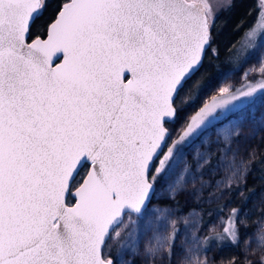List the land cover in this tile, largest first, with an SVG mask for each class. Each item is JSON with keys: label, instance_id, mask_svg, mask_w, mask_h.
Segmentation results:
<instances>
[{"label": "snow or ice", "instance_id": "obj_1", "mask_svg": "<svg viewBox=\"0 0 264 264\" xmlns=\"http://www.w3.org/2000/svg\"><path fill=\"white\" fill-rule=\"evenodd\" d=\"M52 2L0 0V264H117L107 240L129 225L136 234L158 182L175 174L179 145L218 119L205 124L215 108L201 110L168 146L216 13L209 0H56L44 35L29 40ZM261 92L264 82L230 100ZM219 133L226 153L239 130L225 125L217 144ZM190 172L176 174L173 193ZM238 212L225 229L233 245ZM247 245L244 264L257 252L264 264V231ZM163 248L157 237L146 258Z\"/></svg>", "mask_w": 264, "mask_h": 264}, {"label": "rangeland", "instance_id": "obj_2", "mask_svg": "<svg viewBox=\"0 0 264 264\" xmlns=\"http://www.w3.org/2000/svg\"><path fill=\"white\" fill-rule=\"evenodd\" d=\"M225 1L218 5L216 0H209L216 14L222 6L225 7ZM261 2L262 0H257L255 18L240 39L239 46L243 54L240 64L232 71L219 74L197 95L191 94V88L182 93L183 101L189 103L178 113L175 124L169 125L172 136L168 146H171L173 140L180 139L187 125L199 117L201 110L215 108L214 112L205 117V124L212 116H217L218 119L212 120L200 137L191 140V143L186 140L179 145L183 154L176 165L175 174L168 181L161 179L158 182L153 196L154 203L148 206L149 210L137 226L136 234L129 237V233L133 231L132 225L127 229L121 227L118 238L115 231L112 233L105 252L117 264H169V261L171 264H196L197 261L219 264V260L214 258L219 244L237 248L240 262L244 263L246 241L249 251L257 247V237L264 231V219L258 221L251 232L243 230L235 245L230 242L225 229L229 227V217L233 216L234 202L230 200V195L242 182V176L249 166L239 163L241 153L247 147L248 139L258 135L264 126V92L253 98L230 100L232 95L239 96L249 86L264 82V71L261 70L264 68V9L260 8ZM253 31L255 35L250 36ZM223 88L228 91L221 92ZM192 100L194 102H190ZM224 100H230V103L223 104ZM178 106H181L179 101ZM225 125H230L240 133L238 138H233L226 153L222 151L223 133H219L220 141L217 144V133ZM198 160H207L208 163L196 170ZM186 164L190 166L191 172L181 182L183 190L173 193L176 174L183 172ZM239 167L241 168L238 169ZM178 198L182 202L181 208L171 203L159 204L160 201L170 202ZM218 205H223L222 210L208 209L205 213L202 210ZM128 219L125 216V224ZM234 223L236 227V217ZM137 235L139 238L133 245L132 240ZM157 237L164 240L162 254L158 253L155 259L151 256L146 258L149 243L154 245ZM126 242L127 247H122ZM169 244L172 245L171 248ZM230 256L235 257L234 252L231 251ZM259 257L260 253L257 252L250 255L249 259L254 264H259Z\"/></svg>", "mask_w": 264, "mask_h": 264}, {"label": "trees", "instance_id": "obj_3", "mask_svg": "<svg viewBox=\"0 0 264 264\" xmlns=\"http://www.w3.org/2000/svg\"><path fill=\"white\" fill-rule=\"evenodd\" d=\"M212 1V0H211ZM217 4L223 0H216ZM232 3L231 8L226 6ZM224 6L215 15L214 24H212L211 32L213 42L211 47L206 51L202 66L192 79L188 82L191 86V94L197 95L211 80L215 79L222 72L232 71L240 64L243 57L240 49L241 38L255 18L257 11V0H226ZM56 7V0L50 4L44 15L40 17L33 26V31L29 39L35 35H44V28L51 18ZM247 147L241 153V161L246 167L245 174L242 176V182L236 190L230 195V200L234 202V209L239 210L236 216V228L240 236L243 230L251 232L255 224L264 219V126L255 137L248 139ZM239 167L238 169H240ZM87 167L79 171L78 177L73 182H81L85 177ZM259 197V198H257ZM154 203L152 198L151 203ZM173 204L181 208V199L166 202L160 201L161 205ZM222 206L202 208L204 213L208 209L222 210ZM226 244H219L214 258L219 264H228L231 258H235L236 264H244L240 262V255L235 247H226ZM234 252L235 257L230 256V252ZM230 256V257H229ZM111 257V256H110Z\"/></svg>", "mask_w": 264, "mask_h": 264}, {"label": "water", "instance_id": "obj_4", "mask_svg": "<svg viewBox=\"0 0 264 264\" xmlns=\"http://www.w3.org/2000/svg\"><path fill=\"white\" fill-rule=\"evenodd\" d=\"M30 40V39H29ZM205 55H206V52H204L203 53V59H204V57H205ZM203 62V61H202ZM56 63H60V61L58 60V61H56ZM202 66V65H201ZM201 68V67H200ZM84 167H87V171L89 170V166L87 165V164H84V165H82L80 168H79V171L81 170V169H83ZM86 171V172H87ZM78 174H79V172H78ZM78 174L76 175V177H75V179L78 177ZM87 174V173H86ZM86 176V175H85ZM75 180H73V182H74ZM154 194H155V192L153 193V195H152V198H153V196H154ZM151 204H149L148 206H150ZM125 218V217H124ZM107 242H108V240H107Z\"/></svg>", "mask_w": 264, "mask_h": 264}]
</instances>
